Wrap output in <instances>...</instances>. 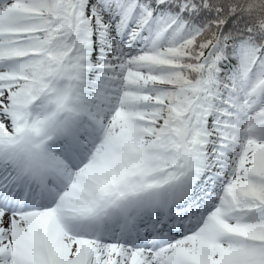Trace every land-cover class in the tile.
Wrapping results in <instances>:
<instances>
[{
  "label": "snow or ice",
  "instance_id": "1",
  "mask_svg": "<svg viewBox=\"0 0 264 264\" xmlns=\"http://www.w3.org/2000/svg\"><path fill=\"white\" fill-rule=\"evenodd\" d=\"M0 264H264V0H0Z\"/></svg>",
  "mask_w": 264,
  "mask_h": 264
}]
</instances>
